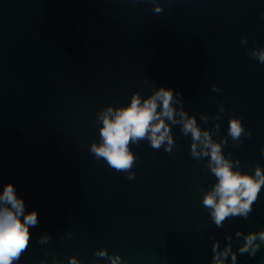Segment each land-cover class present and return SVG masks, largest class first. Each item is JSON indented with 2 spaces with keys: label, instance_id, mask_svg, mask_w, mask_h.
Instances as JSON below:
<instances>
[{
  "label": "water",
  "instance_id": "95a60500",
  "mask_svg": "<svg viewBox=\"0 0 264 264\" xmlns=\"http://www.w3.org/2000/svg\"><path fill=\"white\" fill-rule=\"evenodd\" d=\"M159 2L160 14L150 0H0V191L11 182L39 221L18 264L73 255L110 264L94 255L102 248L129 264H212L214 240L223 248L231 235L237 251V230H264V187L247 219L215 225L199 189L216 178L207 158L191 157L179 125L171 153L147 140L130 146L134 179L90 152L99 111L164 86L202 128L214 127L223 103L214 139L241 118L251 136L229 137L223 152L241 171L264 167V64L246 51L264 47V0ZM236 264H264V243L251 258L237 251Z\"/></svg>",
  "mask_w": 264,
  "mask_h": 264
},
{
  "label": "clouds",
  "instance_id": "9594fccd",
  "mask_svg": "<svg viewBox=\"0 0 264 264\" xmlns=\"http://www.w3.org/2000/svg\"><path fill=\"white\" fill-rule=\"evenodd\" d=\"M150 2L153 4L154 13L160 14L164 11L159 0ZM241 43L246 44L247 37H241ZM246 51L258 63L264 64V47L254 45L251 50ZM212 91L221 92L222 89L213 85ZM224 111L221 103L214 117V127L202 128L196 116L185 111L181 93L164 86L154 88L147 97H142L137 91L132 94L130 103L126 106L109 104L97 113L96 122L102 125L99 128L100 140L99 143H91L90 152L97 160H104L110 168L127 173L128 179H134L136 156L130 146L147 140L153 149L159 150L163 147L165 152L171 153L175 146L172 127L179 125L181 134L191 137V157L197 161L207 158L206 167L216 178V183L210 190H199L203 192L202 204L208 209L212 221L218 228H222L229 218L247 219L264 187V167L257 164L254 174L241 171L240 161L233 160L231 152L227 156L223 152L229 137L239 143L241 137L251 136V132L245 130L241 118L231 116L227 135L219 140L214 139L220 134L219 121ZM200 120L207 123L209 116L201 113ZM38 223L37 210H26L24 199L17 195L15 186L11 182L3 185L0 191V264H18L30 246V228L36 227ZM235 236L243 239L237 251L241 255L247 253L250 258L255 256L260 244L264 243V230L247 234L237 230ZM68 237H72L71 232ZM225 239L227 243L223 248L220 247V240H214L212 264H228L229 256L231 264H236L237 251L232 248L233 237L228 235ZM49 240L50 235L45 232L38 237L37 242L44 245ZM94 255L106 258L110 264H129L120 254H111L106 248L97 249ZM39 264H47V260L42 259ZM52 264L65 262L54 256ZM68 264H82V261L73 255L68 258ZM94 264H99V260L94 261Z\"/></svg>",
  "mask_w": 264,
  "mask_h": 264
}]
</instances>
